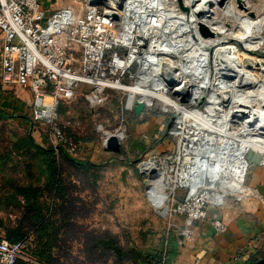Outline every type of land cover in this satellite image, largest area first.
Instances as JSON below:
<instances>
[{"label":"rangeland","instance_id":"obj_1","mask_svg":"<svg viewBox=\"0 0 264 264\" xmlns=\"http://www.w3.org/2000/svg\"><path fill=\"white\" fill-rule=\"evenodd\" d=\"M194 1L199 0H162L164 9L158 5L154 10L162 26L142 33L144 38L151 35L154 41L171 47L195 82L203 81L202 98L186 112L174 106L177 100L165 75L148 70L138 74V64L132 63L128 72L118 71L113 76L122 77L124 85L106 90L104 99L97 103L86 98L84 85L72 99H55L54 118L67 138L63 144L54 139L49 127L30 118L31 92L0 80V109L6 114L0 117V239L22 241L18 264H154L152 256L160 253L165 264H173L184 248L192 246L195 225H212L214 218H220L227 229L228 222L241 212V204L254 198L245 189L258 188L246 183L245 171L239 179L241 190L222 187L221 178L206 176L205 185L212 194L221 195L222 203L210 205L207 218L193 223L192 239L184 240L181 235L185 216L170 215L173 204L183 202L188 194L185 179L178 176L186 167H182L184 162L201 158L198 150L215 147L216 141L223 145L221 155L228 157L233 143L240 146L253 129L246 117H240L243 110L247 106L264 110L260 98L264 95L260 84L264 83V0H243L246 8H241L238 0H206L212 14L208 15L209 27L203 25L215 34L206 38L198 33V29L204 30L198 26L201 23L194 21L203 14L191 16L181 7ZM84 6L85 0H53L45 7L48 13L70 7L81 16ZM250 12L254 17L247 28L243 23ZM111 27L115 32L122 28ZM187 27L193 30V37L185 32ZM244 33L249 43L239 40ZM214 39L221 42L210 47ZM199 43H203L202 50ZM197 49L201 57L193 56ZM120 53L126 57L128 50L122 48ZM77 58L78 53L74 54ZM166 61L167 57L158 55V64ZM222 61L251 71L249 83L255 82V88L246 84L251 90H245L244 82L238 84L233 71L214 69V63ZM134 73L138 74L135 80ZM157 74L160 83L154 85L151 75ZM232 91L229 102L226 98L223 104L212 106L213 119L204 120L215 130L208 136L194 135L210 96L214 94L219 100L221 92ZM138 98L144 101L139 113L135 111ZM184 128L193 132L183 133ZM211 140V146L206 147L204 143ZM261 146L247 149L241 158L251 154L264 161ZM60 148L84 164L67 160ZM151 161L164 176L160 194L153 196L145 172Z\"/></svg>","mask_w":264,"mask_h":264},{"label":"built area","instance_id":"obj_2","mask_svg":"<svg viewBox=\"0 0 264 264\" xmlns=\"http://www.w3.org/2000/svg\"><path fill=\"white\" fill-rule=\"evenodd\" d=\"M51 1L0 0V80L27 88L31 92L30 118L49 127L54 139L65 144L67 138L54 118L55 99H72L81 90L79 86L84 85L87 87L84 94L91 103L103 100L104 92L111 89L110 82H121L119 75L113 79L117 64L123 59L121 49L126 48L129 54L133 46L144 49L148 44L142 37L128 46L125 38L114 41L113 36L122 32V28L119 32L108 28L100 3L90 5L85 0L84 12L77 16L70 7L48 13L45 6ZM77 53L79 60L74 59ZM243 161L246 172L249 162L245 157ZM234 172L232 169L231 175ZM204 182V179L201 183L191 180L184 186L188 188L187 196L183 202L173 204L170 212L185 216L181 231L184 240L192 239L193 223L207 218L210 205L222 203L221 195L212 194ZM245 190L264 204L257 189ZM212 227L215 233L226 229L220 218L212 220ZM21 248V240L0 239V264H18Z\"/></svg>","mask_w":264,"mask_h":264},{"label":"bare ground","instance_id":"obj_3","mask_svg":"<svg viewBox=\"0 0 264 264\" xmlns=\"http://www.w3.org/2000/svg\"><path fill=\"white\" fill-rule=\"evenodd\" d=\"M161 1L162 0H88L90 5H94V3H100L102 5L101 10H102V13L104 15V18L106 19L105 20L106 25L108 26L109 29L112 30V32H115L113 30V27H111L112 25L122 26V32L115 34L113 37H114V41L119 40L121 38L127 39L128 42L125 43V45H127V46L129 45V43H134L135 39H139L140 37L144 38V35L142 34L143 31H146L149 28H153V27L159 28L160 26H162L161 25L162 24L161 18L159 16V14L154 11L155 9H157L158 5H160V8L162 7L161 3H160ZM238 1L242 2L243 5L245 6V2L243 0H238ZM184 6H185V4H184ZM188 7L186 6V8H187L186 11L187 12L190 11L191 16L194 15L195 12L198 15H200L201 13L203 14V15H200L199 18H195V20H194L197 23H201L198 26H200L202 29L204 28V30L198 29L199 32L197 31L198 33H200L201 37H205V38L206 37H213L215 34H213V32H211L206 27V26L209 27V22L211 19V17H208V15L212 14L211 13L212 8L207 3V1L206 0H199V1H196L195 3L191 2L188 5ZM160 8L158 9V11L164 9L163 7H162V9H160ZM248 17L249 18H246L244 20V23H243V25L247 28H249L251 26L250 18H253L254 15L253 16L248 15ZM165 19H167V18H165ZM183 19H186V13H185V17ZM173 20H175V19H173ZM177 22H179V21H177ZM184 22H180V23H184ZM164 23H166V21ZM125 24L126 25L129 24V26L126 28V27H124ZM203 24H205L206 26ZM179 28H180V26H179ZM175 29L177 30L178 28H175ZM178 30H179L178 32L181 31L180 29H178ZM192 31L193 30L190 27L189 28L187 27V30H185V32L188 35L190 33V36L193 37V35H195V34H193ZM176 35H177V33H176ZM241 36H242V38L239 40H241L242 42L245 41V42L249 43V41H247V40H249L248 35L245 34V35H241ZM147 37L148 38L145 37V39H149L151 41L150 43L148 42L147 49L145 51H141L139 46H137V45L133 46L135 48H132L130 50V53L127 54L126 57L123 56V59H121L122 61L118 62V64H117L118 68H117L116 72L123 71L125 74L127 72V69L130 67V64L134 63L135 65L138 64L137 65L138 69L140 68L139 71L136 68L137 69L136 73L138 72V74H140L144 70H148L149 72H153V73H155V72L156 73H158V72L162 73L163 76L165 75L167 81L170 82V92L175 95V98H176L175 100H177V102L174 106H176V108L178 110H183L185 112L188 111V109L191 106L190 104H193L202 98L203 92L201 91V89H205L204 84L201 83L203 81L199 82V84H198V81L195 82L193 75L188 70H186L184 68V65L182 63V59H179L180 57H178L177 54L172 52L171 47L166 48L165 47L166 44L163 41H161V42L154 41L151 35H148ZM218 41H219L218 39H214L213 41H211L210 47L217 45ZM220 42L221 41H219V43ZM205 47H208V45L205 44ZM202 48H204L203 43H199V49L202 50ZM199 53H200V51H199ZM199 53H198V49H197V53L192 52L193 56L199 55ZM146 54L149 56L145 58L144 56ZM158 55H161V59H164L165 57H167V61L165 64H163V62L158 64V62H157ZM174 58H176V60H174ZM252 60L253 59H251V58L248 59V61H252ZM158 61H159V59H158ZM216 68H218L219 70L233 71L235 73V75L237 76V79H238L236 82L238 84L239 83L241 84V82H244L245 90H248V91L251 90L250 88H246L247 85L253 86V88H255L254 87L255 82L252 84L249 83V79L252 77L251 71L246 70V69H241L238 67V65H236L232 62H224V61L215 62L214 63V69H216ZM136 73H134L132 75V78L134 80L136 79V76L138 75ZM151 76H152V80H153L154 85H157L160 83V80L158 78V74L157 75H151ZM207 78H208V76H207ZM120 80H121V82L120 81L110 82V83H112L110 88L111 89H118L117 86L122 87L124 85V84H122V78H120ZM251 80H253V79H251ZM260 84H262L264 86L263 82H261ZM263 86H261V87H263ZM261 87H260V90H261ZM98 89H101V83L99 84ZM233 91L230 93H227V94H223L224 92H221L219 100L216 99V96L214 94L210 96L209 100L207 101V107L204 110V114H202L200 116V117H202L201 119L203 121H202V123H199L200 126L195 128L196 131H195L194 135L203 137V134L206 133L208 136V134L211 133V131L215 130V129H213V127H211V126L209 127L210 124L207 125L204 120L209 119L212 116H214L212 106H214L217 103L223 104L224 99H226L227 97L230 98L231 95L233 94ZM260 98H262L264 100V95L261 94ZM138 100L141 101L144 105V101L140 98H138L135 101V104ZM182 101L185 102L184 105L181 104ZM229 101L230 100L228 99V102ZM262 104H264V101ZM262 106L264 107V105H262ZM225 114L223 116L227 117ZM232 115L233 114H231V116ZM240 115H241L240 116L241 118L246 117L245 121H246V123H248L249 127H253V129H250L251 132H249V134L245 137L242 144L240 146H238L234 142L232 149H231L232 152H231V150L229 151V152H231V155H229L228 157H224L221 155V153H222L221 150H223V145L219 141H216L215 147H210L207 150H205L206 148H202L201 150H198V152L199 151L201 152L200 155H201L202 159L195 157V158H193L194 160H189L187 162H184V165H182V167H184V166H186V167L180 173V175H178V176H180L179 178L181 180L185 179L184 186H188V184L191 180L195 181V183H201L203 181V179H205V177L208 176V177H211L213 180H218L219 178H221V182H219V183L222 185V187H225V188H228L231 190H236L239 188V183L236 181V179L238 178V175H240V172H242V175L239 176V178H238V179H240V177L243 176L244 171H245V168H244L245 164L243 161L244 155L241 158L242 154H244V152L247 149H250L253 146H257V144H261L262 145L261 149L264 151V110H255V109H251L249 106H247ZM212 119H213V117H212ZM231 119H233V117L229 118L228 120H231ZM219 128H218V130H219ZM192 132H193L192 130L187 129V128H184V131H183V133H186L188 135L191 134ZM252 136H255L256 139H258V140L257 141L253 140ZM184 137H186V135ZM195 140L197 141V139H195ZM212 141L213 140L206 141L204 143V145L206 147H209V145L211 146V143H213ZM189 146H190V144H189ZM235 149H238L239 156H238V151H237V155H236V153H234ZM150 164L153 165V168H151L148 172V181L151 179H155V178L160 177V172H159L158 168L156 167V162L151 161ZM230 168L235 171L233 173L235 175H231ZM203 174H204V177L201 178V176ZM162 176H163V173H162ZM163 178H164V176H163ZM163 178L155 186L156 193L160 194V192H158V191L162 189ZM157 199H159V196ZM219 199H220V197H219Z\"/></svg>","mask_w":264,"mask_h":264},{"label":"crops","instance_id":"obj_4","mask_svg":"<svg viewBox=\"0 0 264 264\" xmlns=\"http://www.w3.org/2000/svg\"><path fill=\"white\" fill-rule=\"evenodd\" d=\"M247 159L249 166L244 179L248 185L257 187L264 198V161L251 154ZM151 168L152 164L146 165V174ZM161 179L160 172V177L149 180L151 196L158 194L155 186ZM237 182L239 188L236 190H241L239 179ZM253 199L241 204V212L228 222L227 229L222 233H215L212 225L206 222L195 225L192 246L184 248L183 253L178 254L172 263L253 264L264 256V204Z\"/></svg>","mask_w":264,"mask_h":264},{"label":"trees","instance_id":"obj_5","mask_svg":"<svg viewBox=\"0 0 264 264\" xmlns=\"http://www.w3.org/2000/svg\"><path fill=\"white\" fill-rule=\"evenodd\" d=\"M0 117H6V114L5 112H3L1 109H0ZM61 152H62V155L69 161L71 162H74L76 164H79V165H83L84 163L80 162L79 160H76L72 157H70L67 152H65V150H63L62 148H60ZM14 241H17L16 239L15 240H12L11 242H14ZM152 259L155 260L154 264H165L164 262V256L163 254H159L158 256H152Z\"/></svg>","mask_w":264,"mask_h":264},{"label":"water","instance_id":"obj_6","mask_svg":"<svg viewBox=\"0 0 264 264\" xmlns=\"http://www.w3.org/2000/svg\"><path fill=\"white\" fill-rule=\"evenodd\" d=\"M223 1H225V0H221L222 3H223ZM179 2L181 3V0H179ZM237 3H238V5H239L241 8H246V7L243 5L242 2L238 1ZM181 7H182L183 9L187 10L186 6L181 5ZM249 16H253V13L250 12V13H249ZM142 107H143V103H142L141 101L138 100V101L136 102L135 111H136L137 113H139L140 110L142 109ZM111 137H112V140L114 141L115 138H113V136H111ZM253 264H264V256H262L261 258L257 259Z\"/></svg>","mask_w":264,"mask_h":264}]
</instances>
